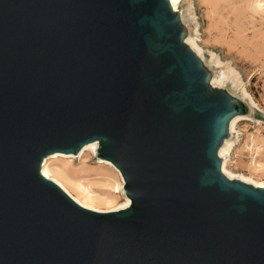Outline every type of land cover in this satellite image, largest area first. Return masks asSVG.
<instances>
[{"label":"water","instance_id":"95a60500","mask_svg":"<svg viewBox=\"0 0 264 264\" xmlns=\"http://www.w3.org/2000/svg\"><path fill=\"white\" fill-rule=\"evenodd\" d=\"M184 34L168 0H0V264H264V188L217 155L243 106ZM93 141L129 207L41 174Z\"/></svg>","mask_w":264,"mask_h":264},{"label":"rangeland","instance_id":"374dc122","mask_svg":"<svg viewBox=\"0 0 264 264\" xmlns=\"http://www.w3.org/2000/svg\"><path fill=\"white\" fill-rule=\"evenodd\" d=\"M178 19L184 39L197 36L203 49L201 64L209 81L224 72L237 83L234 88L228 79L211 86L241 103L240 114L246 117L237 122L233 132L235 144L227 159V169L264 183V0H181ZM211 53L217 55L219 63L211 61ZM244 89L254 106L241 98ZM96 157L97 154L86 151L82 159H50V166H66L69 174L64 176L68 179L82 182L98 193L114 194L108 202L95 203L97 208L111 209L125 201L121 188L119 193H113V186L121 184V178L112 167L96 162ZM51 177L75 197H81L63 176ZM101 182H106L109 190H103Z\"/></svg>","mask_w":264,"mask_h":264},{"label":"bare ground","instance_id":"6f19581e","mask_svg":"<svg viewBox=\"0 0 264 264\" xmlns=\"http://www.w3.org/2000/svg\"><path fill=\"white\" fill-rule=\"evenodd\" d=\"M168 1H169L171 10L173 12H178V6H179L181 0H168ZM196 37L188 36L184 39L183 42L186 43L189 46V48L195 52V54L199 57V59H202L203 49L198 44L199 42H197ZM216 56L214 53H211V61H213L215 63H219ZM225 75L226 74H224V72L223 73L221 72L220 75L214 76L209 81L211 83L210 86L221 85L225 80L229 79V81L232 80L231 81L232 85L234 88H236L237 83L233 80L234 78L230 80V77H228V75L226 77ZM246 95L250 96L248 91L246 89H244V91H242V93H241V98L243 100H246L252 106H254V104L251 102V100ZM242 117L246 118L242 114L235 115L234 117L231 118V120L229 121V124H228L229 137L223 139L221 145L219 146V148L217 150V155L221 159V164H220L221 173L230 180L236 179V180L242 181L244 183L250 184L254 187L264 188L263 182H257V181H254L251 178H248L244 175H238L235 172L228 170L227 166H226L228 156L230 155L231 149L233 148V146L235 144V140H233V132L236 129L237 122ZM96 149H97V141H93V142L86 143L77 153L55 152V153L49 154L42 161L41 168H40L41 174L44 177H46L47 179L54 182L56 185H58L77 204H79L80 206H82L84 208L90 209L92 211H97V212H109V211H119V210H122V209L129 207L131 200L128 196H126L124 194V191L122 189L123 177H122L119 169L110 160L105 159V158H101V157H96V159H97L96 162H99L101 164H105V165L112 167L115 171L118 172V174L121 178V184H120V182H117V184L115 186H113V193L114 192L119 193L120 188H121V190L125 196V201L123 203H121L120 205L115 206L111 209L97 208V207H95V206H97L95 203L108 202L109 200H111L112 197H114V194L108 193L106 195L105 192L98 193V192L94 191L91 187L83 184L82 182L75 181L73 179H68L66 176H64V175L69 174L68 171L66 170V166L57 167L56 169H52L50 166V159H53V158H64V159L79 158V159H82V157L86 151L95 155ZM53 174H58V175L63 176L66 183H68L73 189H75L78 192L79 195H81L82 198L80 196H78V198H80L82 201H80L77 197H75L61 182H59L57 179L51 177V175H53ZM66 183H64V184H66ZM100 184L102 186H105V188L103 190H106V189L109 190V188H106V187H108V184L106 182H101ZM88 204H90V205H88Z\"/></svg>","mask_w":264,"mask_h":264}]
</instances>
